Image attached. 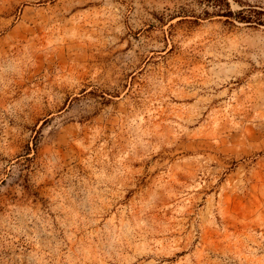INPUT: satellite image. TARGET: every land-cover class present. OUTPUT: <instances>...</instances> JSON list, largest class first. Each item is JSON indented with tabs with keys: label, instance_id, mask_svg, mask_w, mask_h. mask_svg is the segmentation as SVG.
<instances>
[{
	"label": "rangeland",
	"instance_id": "obj_1",
	"mask_svg": "<svg viewBox=\"0 0 264 264\" xmlns=\"http://www.w3.org/2000/svg\"><path fill=\"white\" fill-rule=\"evenodd\" d=\"M0 264H264V0H0Z\"/></svg>",
	"mask_w": 264,
	"mask_h": 264
}]
</instances>
